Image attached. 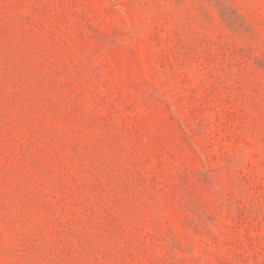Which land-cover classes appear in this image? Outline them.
I'll list each match as a JSON object with an SVG mask.
<instances>
[{
  "label": "rangeland",
  "instance_id": "obj_1",
  "mask_svg": "<svg viewBox=\"0 0 264 264\" xmlns=\"http://www.w3.org/2000/svg\"><path fill=\"white\" fill-rule=\"evenodd\" d=\"M0 264H264V0H0Z\"/></svg>",
  "mask_w": 264,
  "mask_h": 264
}]
</instances>
